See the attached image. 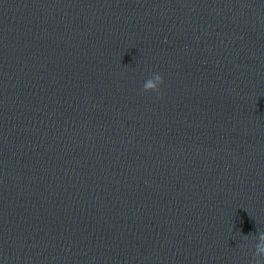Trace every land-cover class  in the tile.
Here are the masks:
<instances>
[{
  "label": "clouds",
  "instance_id": "1",
  "mask_svg": "<svg viewBox=\"0 0 264 264\" xmlns=\"http://www.w3.org/2000/svg\"><path fill=\"white\" fill-rule=\"evenodd\" d=\"M163 83V77L156 73L153 74L152 79H148L144 85L143 90L148 91H159V86ZM255 256H264V232L259 233V243L256 244Z\"/></svg>",
  "mask_w": 264,
  "mask_h": 264
}]
</instances>
